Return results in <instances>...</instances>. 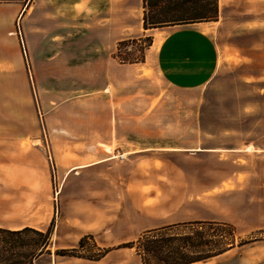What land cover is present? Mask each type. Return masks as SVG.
<instances>
[{"label":"rangeland","instance_id":"rangeland-1","mask_svg":"<svg viewBox=\"0 0 264 264\" xmlns=\"http://www.w3.org/2000/svg\"><path fill=\"white\" fill-rule=\"evenodd\" d=\"M62 1L68 0H43L40 12L50 14ZM69 1L73 18L61 24L69 34L54 40L20 35L23 155H33L31 163L23 157L21 168L13 163L8 175L14 185L31 182L40 195L22 196L21 202L37 204L14 203L17 211L2 212L3 221L51 232L50 253L36 264H107L57 255L87 235L83 254L112 248L136 259L123 245L164 227L162 233L171 235L203 232L212 241L206 250L235 243L208 264H243L244 256L264 262V229L227 220L235 204L226 195L236 187L229 150L264 146V0L251 12L223 11L219 23L201 22L218 46L219 65L203 86L183 90L158 71V50L169 30L144 28V0ZM23 3L34 11L36 0ZM109 135L112 142L105 144ZM201 148L217 151L195 152ZM263 161L251 155L253 168ZM215 210L218 219L205 221ZM223 223L233 225L234 234ZM23 239L34 243L38 237Z\"/></svg>","mask_w":264,"mask_h":264},{"label":"crops","instance_id":"crops-1","mask_svg":"<svg viewBox=\"0 0 264 264\" xmlns=\"http://www.w3.org/2000/svg\"><path fill=\"white\" fill-rule=\"evenodd\" d=\"M260 1L219 0V18H222L223 11L224 15L228 11L245 12L247 10L251 12L253 4ZM42 4L43 0H36L34 11H31L33 7L24 4L23 0L0 2V228L10 230L27 227L40 230L37 225L31 222L11 224L3 221L4 217H2V212L6 210L15 212L16 208L21 205L25 208L28 205H33L34 208L37 204L35 199L31 203L24 199L21 202V197L25 196L29 199L40 195L37 191L31 190L34 188L31 182L30 185H27L28 187H22L21 184L14 185L11 181V175H8V172L11 173L13 163H16V167L20 165L21 168V165L23 167V157L26 163H31L33 155L32 152H26L23 155V53L21 51L22 40L20 35L22 33L23 37V32L25 35H35L37 37L47 35L52 36L54 40V38L56 39L61 35L69 34V30L66 32L63 29L61 30V24L69 22L73 18L70 16L69 11L74 10L75 7L74 3L72 4L69 0L67 2L62 1L58 3L60 7L59 5H51L53 8L51 13L48 14L47 11L40 12ZM61 7L67 13H62ZM34 15L36 17H32ZM30 20L36 21L35 27L32 26L33 23ZM215 22L219 23L220 21ZM202 24L204 23L165 28L169 31L166 32L167 34L158 50L157 66L163 80L173 88L182 90L200 88L210 77L212 79L218 68V46L213 36L200 27ZM17 25H20L19 31ZM119 70H122L121 66ZM107 131H109L108 127ZM111 142L112 136L109 135L105 144ZM216 151L215 148H201L195 152L203 155ZM229 151L231 152L230 164L233 168L232 175L236 187L226 193L230 197V203L235 204V208L230 211L231 214L227 216V220L238 224L240 223L239 220H243L253 230L264 229V161L260 167L256 168H253L250 163L251 155L255 153L260 154L262 160H264V146L249 143L243 148H234ZM29 166L31 165L29 164ZM240 176L244 178L243 183L239 181ZM229 179H232V177L230 176ZM14 195L18 196L17 202L12 200ZM14 203H18V206L13 208ZM4 206H7L8 209L3 208ZM219 214V211L215 210L210 217L204 220H217ZM234 249L215 258L224 256ZM116 252L118 250L113 249L95 263L106 261L107 264L142 263L139 261L138 258L140 257L137 253L138 258L131 257V259H127L121 258L120 256L124 255ZM253 258L248 259L244 256L241 258V262L243 264H264V262L258 259L253 260ZM75 259L88 261L81 258ZM203 264H208V262Z\"/></svg>","mask_w":264,"mask_h":264},{"label":"trees","instance_id":"trees-1","mask_svg":"<svg viewBox=\"0 0 264 264\" xmlns=\"http://www.w3.org/2000/svg\"><path fill=\"white\" fill-rule=\"evenodd\" d=\"M218 16L219 0H144L143 21L146 30L218 21ZM125 42H120L119 47ZM196 224L203 223L196 222ZM223 225L234 234L233 225L228 223H223ZM163 229L166 228L146 231L136 241L124 244L123 248L135 249L142 264H194L208 262L235 246L234 242L223 245L217 242L214 249L206 250L205 248L209 247L212 241L206 240L201 231H195L193 235H171L162 233ZM29 236L38 237V240L33 243L23 239ZM195 236L197 240H193ZM91 237V235L82 237L75 248L58 251L57 255L100 261L113 250L104 248L98 249L100 253L83 254L82 251L85 250L86 243ZM50 240L51 232L49 231L42 232L28 227L20 230L0 228V264H36L43 255L50 253L47 250ZM245 244L247 242L240 243L241 246ZM33 245H35L34 250L23 252L24 247L30 248ZM190 248L196 250V255H191L194 253L189 252Z\"/></svg>","mask_w":264,"mask_h":264},{"label":"bare ground","instance_id":"bare-ground-1","mask_svg":"<svg viewBox=\"0 0 264 264\" xmlns=\"http://www.w3.org/2000/svg\"><path fill=\"white\" fill-rule=\"evenodd\" d=\"M107 149H110L109 147H107Z\"/></svg>","mask_w":264,"mask_h":264}]
</instances>
